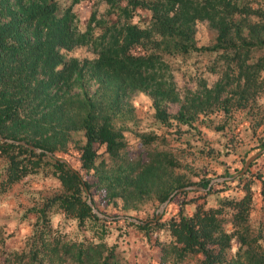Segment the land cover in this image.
Returning a JSON list of instances; mask_svg holds the SVG:
<instances>
[{"label":"trees","instance_id":"1","mask_svg":"<svg viewBox=\"0 0 264 264\" xmlns=\"http://www.w3.org/2000/svg\"><path fill=\"white\" fill-rule=\"evenodd\" d=\"M80 1L60 6L58 0H0V138L43 150L0 140V158L6 159L0 189L6 192L34 174L54 179L62 189L41 206H32L35 219L26 250L15 252V258L1 257L0 264H138L117 242H108L113 229L121 230L120 221L141 238L154 237L157 257L150 264H264V226L250 221L255 190L264 207V162L254 174L250 170L264 152L243 174L235 168L237 176L217 187L176 193L152 222L138 215L146 202L161 203L189 185L206 188L211 179L194 182L175 171L180 164L170 147L173 137L140 133L139 150L133 149L124 126L134 93L148 99L160 125L173 127L176 119L175 134H181V124L195 127L200 114L222 110L224 116L231 107L248 108L264 89V7L252 0H99L111 17L97 19L93 11L81 29L73 11ZM144 10L150 19L142 28L133 19ZM197 21L214 30L211 45L198 46ZM95 27L101 30L97 35ZM87 44L93 57L67 54ZM193 53H218L229 71L214 87L203 80L207 86L201 91L181 95L171 60ZM230 82L234 87L226 91ZM224 91L231 93L221 98ZM76 133L84 140L73 141L75 166L45 153L61 158ZM231 174L229 167L223 168L222 176ZM234 186L240 195L230 192ZM189 193L196 195L182 199L171 214L168 207L176 195ZM208 195L215 196L214 205L199 201ZM88 198L112 219H100ZM190 203L194 209L189 213L185 205ZM55 212L88 233L69 237L52 225ZM234 242L238 247L230 255Z\"/></svg>","mask_w":264,"mask_h":264},{"label":"rangeland","instance_id":"2","mask_svg":"<svg viewBox=\"0 0 264 264\" xmlns=\"http://www.w3.org/2000/svg\"><path fill=\"white\" fill-rule=\"evenodd\" d=\"M58 1L61 4L60 6L70 3V0ZM252 4L264 7V0H252ZM107 9L108 7L99 0H81L73 6L77 23L81 29L86 28L88 18L93 11H95L97 19L103 18L108 21L111 16L107 14ZM149 19L150 12L144 10L140 11L133 21L139 23L140 27L143 28L149 25ZM195 30V39L198 46L211 45L213 43L215 32L208 23L197 21ZM100 31L98 27H95L94 35L99 34ZM67 54L83 59L93 57L95 52L92 45L87 44L74 47ZM171 61L172 68L176 71L174 75L181 95H186L189 91L192 93L191 89L201 91L206 85L203 80H211L209 86L214 87L216 82L225 81L223 71H229L228 68H225V63L218 53H193L183 58L175 56ZM233 87L234 83L230 82L226 91ZM89 89L94 90L95 86L91 85ZM226 91L221 94V98L230 95L231 92ZM132 97L130 102L132 112L125 116L126 121L124 123V126L128 127L125 131V137L128 139L129 147L133 149L139 148L140 139L138 137L140 133L155 131L157 135L173 137L170 147H172L174 155L178 156L180 164L176 165L175 171L181 170L185 172L191 181H198L202 177L210 179L226 177L222 176L223 168L226 166L229 167L231 175L236 174L237 171H234V169L243 168L250 156L258 152L261 155L264 152V145L261 143L264 140V89L257 94L255 100L248 102V108L231 107L228 115L224 116L221 115L222 110L211 112L208 115L200 114L198 121L193 123L195 127L191 128V130H189V125L181 124V134H175L178 130L177 126H175L178 123L176 119L172 120L173 127L160 125L154 120L152 107L143 94L134 93ZM123 119L124 117L121 116L117 123L123 124ZM222 125L223 128H220ZM83 140L82 133L73 134L68 153H59L62 159L67 160L70 167L75 166L77 160V150L73 141L82 142ZM263 157H260L256 164L250 168L251 174H254L264 162ZM5 163L6 159L0 158V171ZM221 182L223 181L214 183L212 186L217 187ZM235 187L230 192L240 195V192L235 190ZM61 192L62 189L57 181L36 174L24 178L6 192H2L0 189V258H15L13 255L15 252L20 253L26 250L27 237L31 233L35 219V215L30 209L33 205L41 206L45 199ZM195 195L194 193L176 195L168 210L171 214L175 213L179 209L182 199H189ZM203 200L206 206L215 204L214 195H208L199 201ZM161 203L146 202L138 215L142 218H147L146 220L152 219ZM261 205L258 192L255 190V203L250 214V221L254 227H258L260 224L264 226V207L262 208ZM101 208L105 209L103 205ZM185 208L190 213L194 209V204H186ZM100 219L106 220L105 218ZM52 225L67 233L69 237L81 238L88 233L79 228L74 219L66 217L61 212H55L52 215ZM119 226L121 230L113 229L108 242L111 244L117 242L119 247L125 249V254H127L128 258L137 260L138 264H150L157 257L155 253L156 247L152 246L154 237H152L151 241H148L141 238L135 229L124 222L120 221ZM227 228L230 229L229 226ZM119 231H123V233L120 234ZM237 247L238 243L234 242L230 255L235 254ZM137 249L140 250L138 259H134V253Z\"/></svg>","mask_w":264,"mask_h":264},{"label":"water","instance_id":"3","mask_svg":"<svg viewBox=\"0 0 264 264\" xmlns=\"http://www.w3.org/2000/svg\"><path fill=\"white\" fill-rule=\"evenodd\" d=\"M1 141H4V140H7L5 138H0ZM9 142H15V143H20V144H23V145H26L28 146L29 148L33 149L35 152H41L43 150L39 149V148H35L31 145H28L24 142H18V141H13V140H7ZM45 153H47L48 155L54 157L55 159L59 160V161H62V162H66L64 159L62 158H58L56 156H54L51 152H48V151H45ZM259 155V152L258 153H255L254 155L250 156L247 161L245 162L241 172H239L238 174H243L246 169L249 167V165L251 164V162ZM67 163V162H66ZM68 164V163H67ZM69 166V165H68ZM237 176V174L233 175V176H226V177H218V178H214V179H211L209 184L207 185L206 188H203L202 186H198V185H189V186H185V187H181V188H178V189H175L159 206L158 208L156 209L155 211V215L152 219H149L147 221H152V222H156L157 220L160 219V216L161 214L163 213L166 205L169 203V201L171 200V198L178 192H181V191H184V190H200V191H206L208 189L211 188V186L214 184V183H217V182H220V181H225V180H230L232 179L233 177ZM87 203L88 205L92 208V211L99 217V218H105V219H112L111 217L109 216H106L104 214H102L99 210H97L94 205L92 204L90 198H88L87 200ZM117 218H121V216L117 217ZM123 218V216H122ZM136 223H142L140 220H137L135 218H128Z\"/></svg>","mask_w":264,"mask_h":264}]
</instances>
